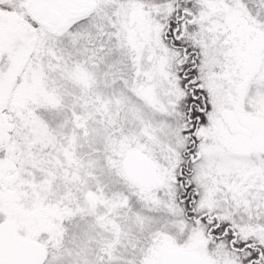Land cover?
I'll list each match as a JSON object with an SVG mask.
<instances>
[{"label":"snow or ice","instance_id":"snow-or-ice-1","mask_svg":"<svg viewBox=\"0 0 264 264\" xmlns=\"http://www.w3.org/2000/svg\"><path fill=\"white\" fill-rule=\"evenodd\" d=\"M0 264H264V0H0Z\"/></svg>","mask_w":264,"mask_h":264}]
</instances>
